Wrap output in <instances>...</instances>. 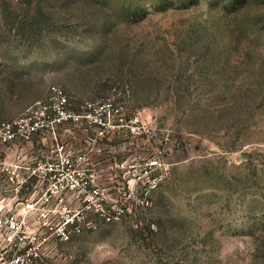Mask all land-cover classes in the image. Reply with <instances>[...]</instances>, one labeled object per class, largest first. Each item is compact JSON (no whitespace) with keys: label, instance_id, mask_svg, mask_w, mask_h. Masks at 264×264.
<instances>
[{"label":"rangeland","instance_id":"374dc122","mask_svg":"<svg viewBox=\"0 0 264 264\" xmlns=\"http://www.w3.org/2000/svg\"><path fill=\"white\" fill-rule=\"evenodd\" d=\"M53 85L93 122L57 130L86 178L29 217L43 264H264V0H0V122ZM52 144L0 156V202Z\"/></svg>","mask_w":264,"mask_h":264},{"label":"built area","instance_id":"2783aa9c","mask_svg":"<svg viewBox=\"0 0 264 264\" xmlns=\"http://www.w3.org/2000/svg\"><path fill=\"white\" fill-rule=\"evenodd\" d=\"M106 104L112 105L110 99L103 101L102 106L105 107ZM69 106V97L65 89L59 85H53L44 97L34 101L21 114L13 119L0 122V156H9L13 147L32 142L36 137H39L43 142L48 139L53 142L49 151L30 173L39 180L47 182L45 189L35 192L34 196L38 200L25 205L20 202L15 207H9L7 203H4V200L0 202V241L6 246H11L8 250L0 251V264H43V253L35 245L29 217L36 213L42 218H47L51 213V209L47 207L52 206L57 200L61 199L60 201H62L64 193L76 189L79 186V181H84L86 178L84 177L85 171L78 168L86 159L85 156L80 152L74 154L69 151L67 144L59 140L57 130L60 126L68 123L77 125L82 119H86L90 124L84 127L88 130L93 122V111L88 109L79 113L71 110ZM105 112L101 115L106 120L109 116H115L118 110L109 111L108 114ZM94 120L98 122L96 119ZM138 121V117L131 119L132 124H136ZM104 126H106V122L100 119L98 134H104L106 131ZM72 130L74 129L66 130L72 136L70 138L75 137ZM132 130H134L133 127ZM152 165H155L154 161ZM161 178L162 176H159L151 180L146 192L147 196L157 188ZM99 205L102 209L100 203ZM69 223H71V227L78 226L74 219L66 222V224ZM62 235L65 240L69 238L66 232H63Z\"/></svg>","mask_w":264,"mask_h":264},{"label":"crops","instance_id":"0c3cea01","mask_svg":"<svg viewBox=\"0 0 264 264\" xmlns=\"http://www.w3.org/2000/svg\"><path fill=\"white\" fill-rule=\"evenodd\" d=\"M36 138H39V137H36ZM41 140V139H40ZM42 142V141H41ZM16 147H19V146H16Z\"/></svg>","mask_w":264,"mask_h":264}]
</instances>
